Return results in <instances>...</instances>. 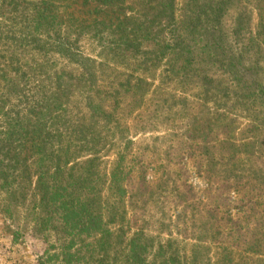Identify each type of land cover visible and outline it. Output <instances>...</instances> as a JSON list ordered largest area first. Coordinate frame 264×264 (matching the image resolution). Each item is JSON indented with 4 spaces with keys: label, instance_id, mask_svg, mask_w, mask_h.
<instances>
[{
    "label": "rangeland",
    "instance_id": "1",
    "mask_svg": "<svg viewBox=\"0 0 264 264\" xmlns=\"http://www.w3.org/2000/svg\"><path fill=\"white\" fill-rule=\"evenodd\" d=\"M84 1L48 2L47 26L34 21L47 1L0 0V107L20 116L30 107L66 108L58 112L63 127L83 151L76 162L98 151L93 180L125 157L123 200L97 186L102 201L124 207L127 238L144 232L149 260L168 241L181 263L200 242L210 264L228 244L244 256L240 264L264 260V0H175L172 15L157 0ZM214 8H223L216 21ZM71 17L106 20L94 34L69 36L78 57L57 45ZM163 46L171 49L155 59ZM103 96H112L103 103L110 115L86 106ZM20 156L11 174L28 167L27 198L13 223L0 213V264H39L45 249L32 229V158Z\"/></svg>",
    "mask_w": 264,
    "mask_h": 264
},
{
    "label": "trees",
    "instance_id": "2",
    "mask_svg": "<svg viewBox=\"0 0 264 264\" xmlns=\"http://www.w3.org/2000/svg\"><path fill=\"white\" fill-rule=\"evenodd\" d=\"M45 1H47L46 4L43 3L45 7L39 10L34 21L39 25L45 23L51 26L47 3H52L53 0ZM87 1L85 0L84 4ZM115 1L101 2L108 3L109 6ZM189 1L195 2V0ZM157 2L172 15L175 0H157ZM191 5L194 6V4ZM222 9L210 10L215 21L217 14L222 13ZM113 16L109 18V22L114 21ZM66 24L64 25L67 31L66 36L57 44L58 49L69 57H78L76 53L71 52L69 36L90 34L92 31L94 34L96 29L99 30V26L106 25V20L94 25V20L93 23H88L71 17ZM122 25L121 22L118 26L122 27ZM181 33H187V30L170 31L173 38ZM161 49L155 59H158L160 55H166L171 48L163 46ZM88 64H82L85 72L93 68L94 62ZM85 72L80 74L82 76H79V80H84ZM70 82L69 80V85H71ZM88 85L94 87L91 81ZM59 87H61L60 82ZM260 89L264 90V88ZM110 97L112 98V96L101 97L103 101L101 100L100 105L96 106L88 98L86 106L95 114L110 115L103 106ZM41 107H30L23 116L0 107L2 122L0 126V213L13 223L15 209L26 202L27 192L21 181H29L28 167L25 166V170L17 175L11 174V171H17L16 167L19 165L17 160L21 157L20 155L29 153L32 158L36 196L30 210L33 213L32 229L42 236L45 244L39 264H210V259L206 260L208 249L201 242L192 249L188 258L186 257L182 263L177 258L169 256L170 241L166 245L159 244L157 255L151 257L155 259L149 260L152 246L145 240L144 232L137 230L132 237L127 238L124 207L115 208L114 204L110 205L102 201L103 193L97 186L99 182V186L105 187L113 199H117L118 202L123 200L126 195L124 184L126 173L123 167L125 157L122 154L117 155L111 170L104 173L102 178L96 174V180H93V170L98 166L99 159L95 156L98 151L91 147L90 155L94 156L86 161L76 162L83 157L81 156L83 151L77 146H72V142L69 141L72 137L69 136L70 130L63 127L66 124L61 120L60 115L66 114L67 109L55 103L51 108ZM106 122L111 123V120L107 119ZM12 153L16 158L10 159ZM26 161L27 159L23 158L20 163L25 164ZM15 227V230L11 228L9 232L17 240L20 229L19 226ZM226 246L227 248H223L219 258L215 255L214 260L219 264H240L244 256L233 252V249H237L236 246L230 244ZM243 252L248 253L246 250ZM255 262L264 264V260L261 259Z\"/></svg>",
    "mask_w": 264,
    "mask_h": 264
}]
</instances>
